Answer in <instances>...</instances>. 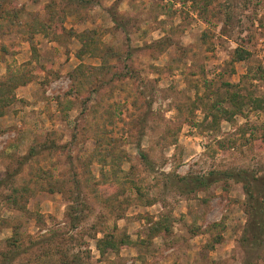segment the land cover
I'll list each match as a JSON object with an SVG mask.
<instances>
[{
    "label": "rangeland",
    "instance_id": "rangeland-1",
    "mask_svg": "<svg viewBox=\"0 0 264 264\" xmlns=\"http://www.w3.org/2000/svg\"><path fill=\"white\" fill-rule=\"evenodd\" d=\"M0 46V264H264L240 184L178 182L264 174V0H0Z\"/></svg>",
    "mask_w": 264,
    "mask_h": 264
},
{
    "label": "trees",
    "instance_id": "trees-1",
    "mask_svg": "<svg viewBox=\"0 0 264 264\" xmlns=\"http://www.w3.org/2000/svg\"><path fill=\"white\" fill-rule=\"evenodd\" d=\"M113 21L115 19L113 18ZM87 34L90 36L86 38ZM94 33L91 31H84L77 35V40L81 43V51H84V54H89L90 56H101V59L110 58V53L108 54V49L97 48L99 42L96 39H93ZM96 51L98 53H96ZM5 52V48L0 46V53L3 54ZM95 52V53H93ZM248 55L244 50L235 49L233 51V61H241L244 59V56ZM103 64V63H101ZM82 67H78L81 69ZM91 72H87V74H83L84 79L93 77L94 74L99 76H104L103 73H107L109 75H113L111 72V67L108 65L102 66L99 65L97 67H92ZM20 79V78H19ZM10 78L5 83H0V117L4 114V110L8 107L14 100V90L15 88L22 84L20 80ZM231 103L233 99H230ZM251 103H256L257 100H250ZM222 114H227L225 111H221ZM100 149V144L96 143L95 153L97 157L100 154L97 152ZM110 158H118L115 153H109ZM139 159L144 164H148L146 157L142 154L139 155ZM101 162H104L102 158H100ZM227 180L236 182L240 184L242 193L244 195V207L243 212L246 216L245 226L240 238V245L245 252V259H248V255L252 254L253 251L264 245V174L255 175L254 173L245 171V170H237V171H209L205 176H196L193 178L179 177L178 182L183 184V186H187L190 184L191 187L188 188V192H193L198 189H203L208 187L210 184L217 182H225ZM130 183L134 187V191L139 193L138 187H136L132 181ZM153 230H165L166 228L162 226L160 222L152 224ZM123 244L121 241L115 242L112 238H102L96 241L95 248L99 254H103L106 250L115 251L117 248ZM253 256L250 257L252 259ZM247 261V260H246ZM250 262V261H249ZM246 264V263H243Z\"/></svg>",
    "mask_w": 264,
    "mask_h": 264
}]
</instances>
